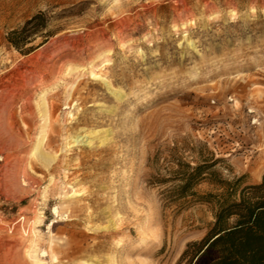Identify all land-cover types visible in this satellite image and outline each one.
<instances>
[{
	"label": "rangeland",
	"instance_id": "rangeland-1",
	"mask_svg": "<svg viewBox=\"0 0 264 264\" xmlns=\"http://www.w3.org/2000/svg\"><path fill=\"white\" fill-rule=\"evenodd\" d=\"M262 146L264 0H0V264H190L212 209L167 202L176 159L254 182Z\"/></svg>",
	"mask_w": 264,
	"mask_h": 264
},
{
	"label": "trees",
	"instance_id": "trees-1",
	"mask_svg": "<svg viewBox=\"0 0 264 264\" xmlns=\"http://www.w3.org/2000/svg\"><path fill=\"white\" fill-rule=\"evenodd\" d=\"M45 20L43 12L34 14L8 33V42L20 48L41 32ZM217 161L208 157L192 165L177 158L171 171L179 182L164 190L167 202L181 207L190 197L212 209L213 219L204 235L187 243L183 253L189 255L190 264H264V175L254 182H246L244 175L223 179L214 169ZM205 179L215 191L196 190Z\"/></svg>",
	"mask_w": 264,
	"mask_h": 264
},
{
	"label": "bare ground",
	"instance_id": "bare-ground-1",
	"mask_svg": "<svg viewBox=\"0 0 264 264\" xmlns=\"http://www.w3.org/2000/svg\"><path fill=\"white\" fill-rule=\"evenodd\" d=\"M90 73L94 76V77H99L100 74L96 73L95 71L91 70ZM105 83L107 85H109V82L108 81H105ZM115 92V91H114ZM121 96V95H119ZM121 98V97H120ZM42 103V102H41ZM46 106V105H45ZM44 110L46 111V108H44ZM94 130V129H93ZM98 131V130H97ZM95 134V133H93ZM90 137V132H85V133H77V134H74L72 136H70L71 140L69 142H67L66 140V143L64 144V146H66L67 144H69L70 142H72L71 146L73 145H78V144H81V143H86L87 145L90 144V140L89 139ZM15 138V137H14ZM44 139V138H43ZM42 141H39V143H37L34 147V152H36L35 154H37L38 158L39 156L41 158H43L44 160H46L47 162L48 161H51L52 159V156L53 155H49L48 152H46L44 150V147L42 146ZM33 150V149H32ZM257 155L253 158V157H248L246 160L242 161L239 160V165L243 168H246L247 170H250L252 173H254L255 175L258 174V172L262 169H264V146H262L261 148H257ZM242 157V156H241ZM42 160V159H41ZM17 178V177H16ZM23 180V179H22ZM77 191V190H76ZM79 192V191H78ZM80 193V192H79ZM53 212L56 214L57 216V219H54L52 220V222H50L49 224V229H51V226L54 225L55 222H58L59 220L61 219H66L65 217H63L60 213H59V208L57 206H54L53 207ZM89 213V212H88ZM61 216V217H60ZM24 218V216H23ZM26 218V217H25ZM34 220V219H33ZM111 220V219H110ZM109 220V221H110ZM34 223V222H33ZM107 224V223H106ZM108 225V224H107ZM105 225L103 226L104 228H107L109 229V227L112 228V226L114 225L113 221H112V224L110 223L108 226ZM116 226V225H115ZM115 228V227H114ZM98 230V228H97ZM32 245V244H31ZM118 245V244H117ZM121 246V245H120ZM34 247V246H33ZM117 249V248H116ZM125 249V248H124ZM118 251V250H117ZM46 250H42V253L41 255H47L46 254ZM34 256V255H33ZM114 257V256H113ZM33 261H34V264H41L43 259L40 258H33ZM114 261V260H113ZM88 264H96L97 263V260H89L87 261ZM108 264V263H107Z\"/></svg>",
	"mask_w": 264,
	"mask_h": 264
}]
</instances>
